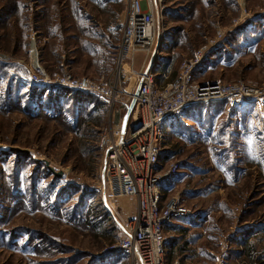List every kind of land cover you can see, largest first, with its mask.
Segmentation results:
<instances>
[{
  "label": "rangeland",
  "instance_id": "374dc122",
  "mask_svg": "<svg viewBox=\"0 0 264 264\" xmlns=\"http://www.w3.org/2000/svg\"><path fill=\"white\" fill-rule=\"evenodd\" d=\"M165 6L163 69L172 77L221 33L195 79L264 87V0ZM124 10L125 0H0V264H129L124 255H104L135 203L105 201L99 143L105 129L130 126L135 75L121 76L126 96L114 109L89 94L16 80L41 68L53 79L69 74L114 84ZM144 58L136 56L135 72ZM190 110L161 147V164L178 169L162 201L176 198L189 212L165 230L167 249L183 247L168 261L264 264V111L225 102ZM182 223L189 226L181 231Z\"/></svg>",
  "mask_w": 264,
  "mask_h": 264
},
{
  "label": "built area",
  "instance_id": "2783aa9c",
  "mask_svg": "<svg viewBox=\"0 0 264 264\" xmlns=\"http://www.w3.org/2000/svg\"><path fill=\"white\" fill-rule=\"evenodd\" d=\"M165 10V0H125L117 49L120 72L114 84L103 78L92 80L69 74L53 79L41 68H38L40 72L31 70L28 75L16 78L22 87L56 86L92 95L104 106L114 109L126 96L121 89V76L135 75L138 89L132 97L135 107L129 128L124 133L114 128L105 129L99 143L104 149L100 175L105 201L111 204L119 198H127L135 202L134 213L122 224L123 235L104 255H124L129 264H168L165 230L189 214L176 198L162 201L163 186L178 173L175 164H161L166 131L181 124L184 113L198 105L225 102L243 111H264V87L243 81L208 84L195 79L220 47L221 33L186 60L175 78L159 72L168 44ZM140 54L145 57L142 70L135 72V58ZM212 264H228V261L224 257Z\"/></svg>",
  "mask_w": 264,
  "mask_h": 264
},
{
  "label": "crops",
  "instance_id": "0c3cea01",
  "mask_svg": "<svg viewBox=\"0 0 264 264\" xmlns=\"http://www.w3.org/2000/svg\"><path fill=\"white\" fill-rule=\"evenodd\" d=\"M173 54V53H172ZM164 65H165V62L163 61L162 63H161V66L159 67L160 69H159V72L161 73V74H167V75H169V77L171 78V79H173V78H175V77H172V72L168 69V67L166 68V69H163V67H164ZM159 73V74H160ZM220 103V102H219ZM199 106V105H198ZM200 106H204V105H200ZM194 107H197V106H194ZM193 108V107H192ZM191 108V109H192ZM199 108H195V110H198ZM192 110H190V112H191ZM241 111H243V110H241ZM135 203V202H134ZM182 226H179L180 227V230L182 231L183 229H186V227H188L189 225H188V223H182L181 224ZM175 246H173V250L174 251H176L177 252V250L178 251H180V250H182L183 249V247H180V246H177L176 244H174ZM169 254V253H168Z\"/></svg>",
  "mask_w": 264,
  "mask_h": 264
},
{
  "label": "water",
  "instance_id": "95a60500",
  "mask_svg": "<svg viewBox=\"0 0 264 264\" xmlns=\"http://www.w3.org/2000/svg\"><path fill=\"white\" fill-rule=\"evenodd\" d=\"M126 128H127V125L124 123L123 126H122V133L125 132ZM138 128H139V127L134 128V129H133V132L136 131ZM46 166H47V168L49 169V171H50L51 173H53L56 177H59V178L63 177V173H62V172H58V173L55 172L54 169L51 168V167L49 166L48 163H46Z\"/></svg>",
  "mask_w": 264,
  "mask_h": 264
},
{
  "label": "trees",
  "instance_id": "16d2710c",
  "mask_svg": "<svg viewBox=\"0 0 264 264\" xmlns=\"http://www.w3.org/2000/svg\"><path fill=\"white\" fill-rule=\"evenodd\" d=\"M62 89V88H61ZM64 90H66V89H64ZM66 91H70V90H66ZM72 92H74V91H72ZM75 93H77V94H85V93H78V92H75ZM191 109V108H190ZM189 109V110H190ZM188 111V110H187ZM165 158H167V156L165 157ZM169 248L167 249V260H169V258H170V260H172L173 259V257H174V250L172 249L171 251H170V255H169V257H168V253H169ZM168 264H170L169 263V261H168Z\"/></svg>",
  "mask_w": 264,
  "mask_h": 264
}]
</instances>
